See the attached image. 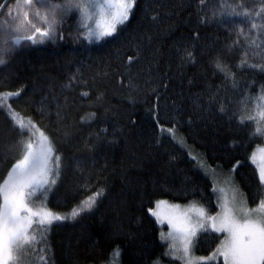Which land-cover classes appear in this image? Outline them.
<instances>
[{
	"label": "trees",
	"instance_id": "1",
	"mask_svg": "<svg viewBox=\"0 0 264 264\" xmlns=\"http://www.w3.org/2000/svg\"><path fill=\"white\" fill-rule=\"evenodd\" d=\"M223 3L250 6L251 0H204L203 5L135 0L123 31L100 41L84 39L74 11L52 40L36 45L26 40L4 57L0 92L22 89L12 106L44 130L62 157L47 206L66 214L103 192L90 212L54 222L46 244L37 245L46 248L43 264H109L117 247L121 264L168 263L162 228L148 212L155 201H195L218 211L210 178L162 129H176V138L209 167L230 171L239 161L235 178L250 207L264 195L249 159L264 145V134L254 133V121L240 122L254 109V100L245 104L244 97H255L264 86V71L250 65L264 61L253 55L258 48L237 37L233 21L250 30L241 17H225L227 27L213 17ZM5 20L13 22L7 7L0 15V22ZM186 52L193 53L191 60ZM217 61L228 69V78L215 68ZM28 138L25 132L23 139ZM20 139L0 111V180L22 154ZM220 239L217 233L200 234L195 254L209 255ZM40 255L30 248L24 259L41 264Z\"/></svg>",
	"mask_w": 264,
	"mask_h": 264
},
{
	"label": "snow or ice",
	"instance_id": "2",
	"mask_svg": "<svg viewBox=\"0 0 264 264\" xmlns=\"http://www.w3.org/2000/svg\"><path fill=\"white\" fill-rule=\"evenodd\" d=\"M200 3L203 5L204 0H200ZM134 5L135 0H14L12 5L0 3V10L7 7V14L13 21L0 22V65L6 64L4 57L12 55L24 40L32 45L52 40L63 20L74 11L78 14L83 30L80 34L84 39L100 41L114 37L118 30L123 31L121 26L129 21ZM13 11L15 15H12ZM212 15L220 17L219 23H225V17H241L250 30L245 32L242 23L233 21L232 27L237 37L249 40L250 47L259 49L253 55H259L264 61V0H259V3L251 0L250 6L245 3H223ZM252 29L256 30L255 36L250 34ZM186 58L191 60L193 53L186 52ZM128 60L133 62V57H128ZM246 60L247 51L241 60V67ZM250 67L264 71V64ZM215 68L228 78L229 71L222 63L217 61ZM128 79V86L132 87L130 75ZM233 85L235 87L234 79ZM21 91L0 92V111L7 114L14 129L18 130L21 137L19 144L22 146L20 158L12 163L0 180V264H27L24 257L30 248L41 253L38 258L43 264L46 248H37V245L46 244V236L54 222L76 220L90 212L103 192L97 190L66 214L47 206L48 195L61 173L62 157L44 130L12 106V99L19 98ZM249 99L254 100L255 111L247 117V121L256 123L255 134H264V86L255 97L245 96L242 102L246 104ZM220 111L226 113L223 106ZM92 119H95L94 113ZM240 122L244 123L245 118L240 117ZM167 131L175 138L173 128ZM25 132L29 133L27 140L23 139ZM37 134L38 139L34 141L31 137ZM249 159L256 166L258 188L264 190V147L254 150ZM239 163L237 161L230 170L229 182L234 179V171ZM213 191H217L215 181ZM219 192L222 194L217 197L219 210L214 214L195 201L181 206L157 200L155 207L148 209L157 223L167 224V234H160V238L167 241L168 251L165 255L180 259L184 264H212L219 258H222V264H264V195L255 206L250 207L235 186L231 189V195L224 188H220ZM209 232L220 234L222 239L209 255H193L199 235ZM119 255L120 249L117 247L112 256L115 258Z\"/></svg>",
	"mask_w": 264,
	"mask_h": 264
},
{
	"label": "rangeland",
	"instance_id": "3",
	"mask_svg": "<svg viewBox=\"0 0 264 264\" xmlns=\"http://www.w3.org/2000/svg\"><path fill=\"white\" fill-rule=\"evenodd\" d=\"M254 31H255V35H256V30H254ZM91 41H97V40H95L93 38ZM253 106H254L253 111H246L242 115V117L245 118V121H247V117L249 115H251V114L254 113V111H255V102H254V105ZM162 130L166 134L170 135L173 138V136L171 134H169V132L167 131L168 129H162ZM174 132H175V138H173L174 141H176V143L178 145H180L183 149H185L189 153V155L197 162V164L199 165V167L201 168V170L210 178V180L212 182V185H213V181H215L217 191H215V192L213 191V192L215 194L216 205H217V197L218 196H222V194L219 192V189L220 188H224L225 191H226V193L229 194V195H231V189H232L233 186H235L236 188L239 189V193H242V191L240 190L239 185H238V183L236 181V178H235V171H234V179L231 182H229L230 171H224L220 167H209L204 162L201 163V161H200V155L195 151L198 154V155H196L194 153L193 148H191L189 145H187L182 138H181L182 141L179 140L178 138H176L177 137L176 136V133H177L176 129H174ZM261 147H264V145L257 147L255 150H257L258 148H261ZM235 170H236V168H235ZM243 196L245 197L244 194H243ZM169 203H171V202H169ZM171 204H177V203H171ZM179 205L186 206L188 204H186V205L179 204ZM159 225L162 228V232L166 235L167 232H168V227H167L166 222L163 225H161V224H159ZM163 241L165 243H167V241H165V240H163ZM193 255L198 256V255L195 254L194 248H193ZM120 256H121V250H120V255L118 257H115L114 258L113 256H111V259H110L109 264H121L120 263ZM168 258L170 259V262H168V263L159 262L157 264H184V262L182 260H180V259H176V258L170 257V256ZM220 263H222V258H219L216 261H213L212 262V264H220Z\"/></svg>",
	"mask_w": 264,
	"mask_h": 264
},
{
	"label": "water",
	"instance_id": "4",
	"mask_svg": "<svg viewBox=\"0 0 264 264\" xmlns=\"http://www.w3.org/2000/svg\"><path fill=\"white\" fill-rule=\"evenodd\" d=\"M9 1H10V0H6V1L4 2V4H8ZM4 9H5V8H4ZM4 9L0 10V15H1V13L3 12ZM24 41H26V40H24ZM24 41H23V42H24Z\"/></svg>",
	"mask_w": 264,
	"mask_h": 264
}]
</instances>
